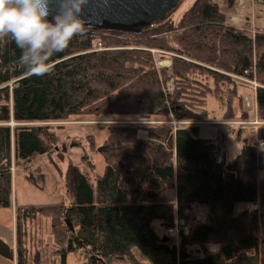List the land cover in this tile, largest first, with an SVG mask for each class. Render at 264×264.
I'll return each mask as SVG.
<instances>
[{
	"label": "trees",
	"instance_id": "16d2710c",
	"mask_svg": "<svg viewBox=\"0 0 264 264\" xmlns=\"http://www.w3.org/2000/svg\"><path fill=\"white\" fill-rule=\"evenodd\" d=\"M228 18L216 0H193L177 24L169 21L141 35L111 32L123 41L83 33L51 58L54 70L43 76L32 75L14 40L5 38L0 43V209L11 206L13 162L30 164L35 156L49 155L57 140L51 133L44 140L48 127L19 124L171 116L207 122V101L220 94L226 98L222 121L249 120L242 96L247 91L234 86L231 76L258 83L256 113L264 122V27L251 36ZM99 43L103 50H97ZM148 50L173 54L159 56L171 66L157 67ZM170 81L173 90L166 93ZM104 129L108 135L100 151L94 137H87L105 164L103 174L95 176L96 193L72 166L67 206L16 209V264H35L37 258L36 264H66L78 250L86 254L83 264H141L134 250L148 264H264V178L258 179L264 151L257 148L264 126H258L254 144L244 142L232 161L221 155L220 163L218 146L201 138L198 126ZM82 164L94 171L87 155ZM38 218L49 220L52 242L39 239L32 251L29 235ZM0 257L14 258L2 239Z\"/></svg>",
	"mask_w": 264,
	"mask_h": 264
},
{
	"label": "rangeland",
	"instance_id": "374dc122",
	"mask_svg": "<svg viewBox=\"0 0 264 264\" xmlns=\"http://www.w3.org/2000/svg\"><path fill=\"white\" fill-rule=\"evenodd\" d=\"M234 1L235 2H226L228 3L227 5L217 1L222 7V11L229 16L230 25L244 30L251 36L264 27V3H258L254 0H242L244 2L243 7H238L237 0ZM192 2L193 0H185L181 9L173 14L165 23L173 21L174 24H177L178 18L189 8ZM96 34H102L112 38L120 37L106 32ZM124 39L126 38L120 37V40L123 41ZM97 50H103L101 43L98 44ZM148 51L152 53L155 58L157 67L169 68L171 66L170 60L160 59L159 56H174L173 54L165 52L158 53L162 51L157 50ZM231 80L234 86L243 88L247 91L244 92L245 95H242L245 107L242 106L246 110L251 111L252 118L249 120L222 121L223 114L226 111V98L224 94H220L218 99L209 97L207 101V110L210 114L209 121L207 122H179L172 116L168 120L156 119L154 121L144 120L141 122L136 120L135 122H138L137 125L141 126L170 125L174 129L183 126L201 127L200 137L211 141L213 145L218 146L220 144L223 146L222 150L219 149L218 154L222 155L225 161L230 162L239 154L244 142L254 144V135L258 126H264V122L257 118L256 113L254 93L255 90L260 87L258 83L254 80L250 81L236 76H231ZM241 122H245L246 125H241ZM180 123L195 124L181 125ZM118 124H128V122H118L114 118L105 117H78L54 123L19 124V126L27 127H48V132L43 133L45 134L43 135L44 140H47L46 135L50 133L55 134L57 140L53 141L54 143H51L52 141L50 142L51 147L49 155L35 156L32 158L31 164L21 165L17 164L16 161L13 162L12 167L15 169V172L12 180L11 207L9 209H0V238L6 243L12 244L14 240V212L18 207L38 208L58 205L67 206L71 202V199L67 196L66 192V178L72 166H75L79 172L90 181L94 193H96L95 176L103 174L105 164L99 152L92 150L90 147L91 142L87 137H94L95 145L100 151L102 143L108 135L107 129L104 128L110 125L116 126ZM10 125L14 126L13 123ZM221 139L222 141H220ZM84 155L89 157L94 165V171H91L88 165L82 164ZM262 178H264V171L258 173V179ZM167 196L172 198L175 194L171 190L167 193ZM38 219V221L33 222V224L36 223V225L31 229V239L29 235V240H32L33 243L32 251H34V245L39 239L47 245H50L52 242V235L49 231V220L45 218ZM154 224L156 225L157 232L161 234L162 231L158 228V223L155 222ZM35 253H33L31 257L36 258ZM133 253L141 264H148L136 250H134ZM85 255L83 250L72 252L67 256L66 264H83ZM31 257L30 259H33ZM38 260L39 258L36 259L35 264ZM54 264H59V260H56ZM111 264L131 263L128 260H113Z\"/></svg>",
	"mask_w": 264,
	"mask_h": 264
},
{
	"label": "clouds",
	"instance_id": "9594fccd",
	"mask_svg": "<svg viewBox=\"0 0 264 264\" xmlns=\"http://www.w3.org/2000/svg\"><path fill=\"white\" fill-rule=\"evenodd\" d=\"M88 0H0V41L14 40L20 60L35 76L54 70L52 57L89 30L82 18ZM51 17V19H49Z\"/></svg>",
	"mask_w": 264,
	"mask_h": 264
},
{
	"label": "water",
	"instance_id": "95a60500",
	"mask_svg": "<svg viewBox=\"0 0 264 264\" xmlns=\"http://www.w3.org/2000/svg\"><path fill=\"white\" fill-rule=\"evenodd\" d=\"M184 1L88 0L82 14L90 26L85 33L141 35L168 21L181 9ZM66 223L70 226L68 220ZM163 239L166 240V237Z\"/></svg>",
	"mask_w": 264,
	"mask_h": 264
},
{
	"label": "built area",
	"instance_id": "2783aa9c",
	"mask_svg": "<svg viewBox=\"0 0 264 264\" xmlns=\"http://www.w3.org/2000/svg\"><path fill=\"white\" fill-rule=\"evenodd\" d=\"M220 3H226L229 0H216ZM243 1L242 0H237V6L238 7H243ZM0 43H2V41H0ZM154 53V52H153ZM158 53H163V52H158ZM243 79V78H241ZM255 85V84H254ZM173 90V84L172 81H170V83L167 84L165 91L166 93L171 92ZM138 122L144 121V120H137ZM138 122L132 121V122H128V124H138ZM176 124V123H175ZM181 125H194L195 123H180ZM241 125H246L245 122H241ZM248 125V124H247ZM257 148L260 151H264V139L263 140H259L257 142ZM222 161V157L220 155L217 156V162L220 163ZM13 165V164H12ZM29 169V168H27ZM11 173L13 174L15 172V169L11 166L10 168ZM169 233H173L172 230L169 231Z\"/></svg>",
	"mask_w": 264,
	"mask_h": 264
},
{
	"label": "crops",
	"instance_id": "0c3cea01",
	"mask_svg": "<svg viewBox=\"0 0 264 264\" xmlns=\"http://www.w3.org/2000/svg\"><path fill=\"white\" fill-rule=\"evenodd\" d=\"M263 126V125H262ZM200 133H201V131H200ZM201 135V134H200ZM220 141H222V139L220 140ZM219 144V143H218ZM217 144V145H218ZM220 145V144H219ZM218 145V149H221L222 150V147L223 146H219ZM225 159V158H224ZM31 164V163H30ZM31 166V165H30ZM13 177H14V174L12 175V180H13ZM174 194H175V192H174ZM11 207V206H10ZM46 207V206H45ZM18 208H29V207H18ZM9 209V208H8ZM17 209V208H16ZM16 209H15V211H16ZM14 214H15V212H14ZM1 239V238H0ZM11 247H12V249H13V251H14V258H13V260H6V259H4V258H2V257H0V258H2V259H0V264H16L17 262H16V257H15V250H16V239H15V221H14V240H13V242H12V244L11 243H8ZM15 247V248H14ZM136 257V256H135ZM137 259V258H136Z\"/></svg>",
	"mask_w": 264,
	"mask_h": 264
},
{
	"label": "bare ground",
	"instance_id": "6f19581e",
	"mask_svg": "<svg viewBox=\"0 0 264 264\" xmlns=\"http://www.w3.org/2000/svg\"><path fill=\"white\" fill-rule=\"evenodd\" d=\"M258 142V141H257Z\"/></svg>",
	"mask_w": 264,
	"mask_h": 264
}]
</instances>
